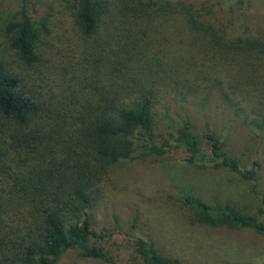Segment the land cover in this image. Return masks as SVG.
<instances>
[{
  "label": "trees",
  "instance_id": "16d2710c",
  "mask_svg": "<svg viewBox=\"0 0 264 264\" xmlns=\"http://www.w3.org/2000/svg\"><path fill=\"white\" fill-rule=\"evenodd\" d=\"M53 3L18 0L14 12L0 13V264H53L70 248L110 264L91 241L103 234L90 210L106 169L118 161L174 151L183 162L207 161L256 180V162L241 167L208 128L204 149L189 120L169 115L168 104L160 117L156 108L160 87L175 96L199 93L200 107L218 93L263 138L264 25L252 18L264 19V0H59L80 55L61 66L59 90L43 92L21 72L38 71L43 61ZM175 38L204 57L171 79L162 73L159 45ZM165 77L172 85H160ZM180 191L191 223L248 227L264 237V197L253 215ZM125 235L130 255L119 264H182L145 237Z\"/></svg>",
  "mask_w": 264,
  "mask_h": 264
},
{
  "label": "rangeland",
  "instance_id": "374dc122",
  "mask_svg": "<svg viewBox=\"0 0 264 264\" xmlns=\"http://www.w3.org/2000/svg\"><path fill=\"white\" fill-rule=\"evenodd\" d=\"M17 4L18 0H0V13L14 12ZM53 5L52 26L40 46L43 61L38 71L21 72L27 83L40 81L43 92L59 90L61 66L74 64L81 49L67 12L59 0H54ZM252 22L264 25L259 16H254ZM159 46L162 73L170 74L171 79L177 78V70L186 69L189 63H199L204 57L203 53H192L196 45L185 39H171ZM171 79L165 77L160 85H172ZM184 87L186 84L179 86ZM173 92L168 87L159 88L157 115L160 117L168 104L169 115L192 123L204 149L202 136L208 128L220 139L223 153L241 167L248 168L256 162V180L242 179L207 161L183 162L179 160L182 153L174 151L160 157L118 161L106 169L98 184L90 211L94 229L103 236L99 241H91L107 252L110 264L127 261L130 255L131 242L125 233L145 237L161 254L175 257L182 264H264V237L259 233L248 227L191 223L180 202V190L186 188L210 205L228 203L240 212L255 215L264 197V137L254 136L241 122V116H233L230 108L219 102L218 93H212L210 100L200 107L199 93L175 96ZM11 218L14 216L10 213ZM53 264L102 263L70 248Z\"/></svg>",
  "mask_w": 264,
  "mask_h": 264
}]
</instances>
